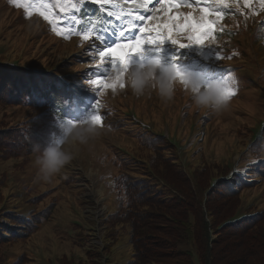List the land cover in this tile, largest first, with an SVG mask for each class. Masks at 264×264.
Masks as SVG:
<instances>
[{
    "label": "trees",
    "instance_id": "16d2710c",
    "mask_svg": "<svg viewBox=\"0 0 264 264\" xmlns=\"http://www.w3.org/2000/svg\"><path fill=\"white\" fill-rule=\"evenodd\" d=\"M111 1L87 2L79 11H74L70 10L72 0H42L34 2L32 9L29 8L31 15L22 10L20 18L29 21L37 15L35 20L45 24L42 27L48 29L49 36L59 44L67 42L73 46L76 43L77 47L92 42L96 32L107 35L115 30L113 25L121 26V21L116 19V14L121 10L145 16L144 21L137 23L149 29L164 25L172 26L171 18H180L175 15L166 16L160 24H154L151 13L137 8H126L117 1ZM131 1L124 0L128 3ZM216 1L205 0L199 3V6L222 13L213 30L219 26H224L226 30H230L231 27L238 44L243 42L241 50L237 48L238 44L234 45V48L229 47L225 38L221 41L223 51L217 54L220 58L217 63L209 66L208 63L212 62H209L206 53L212 49L208 47L209 37H206L203 47L179 48L170 41L156 46L145 45L144 59L159 57L164 64L175 63L183 73L205 82H209V76L205 73L209 74L213 70L217 74L216 81L231 76L238 88V82L242 81L256 85L253 84L257 81L256 76L259 72H264V69L259 67L261 61H264V15L259 14L262 10L261 3L260 7L253 11L247 4L244 7L240 6L242 0H227V4L230 5L228 7H219L213 3ZM0 2L3 3V0ZM177 2L180 5L189 3L188 0ZM173 9L175 8L168 7L169 12L174 11ZM109 12L113 15H108ZM7 15L10 16L11 13ZM46 15L48 19H45ZM73 16L80 22L76 23ZM259 19L262 20L258 21ZM180 20H174L175 24ZM258 27L260 29H256ZM89 29L93 30V38L85 40L81 33ZM160 34H163L161 30ZM137 35L150 39L157 33L140 34L137 29L129 33V38H135ZM174 38L177 39V36ZM179 42L192 43L185 38ZM98 51L94 45L85 49L88 55L94 56L100 62ZM6 58L7 55H0V62ZM106 59L111 60L110 57ZM140 59L141 56L138 55L130 57L133 63L139 62ZM44 60H46L44 63H35L34 67L36 69L48 67L49 70L54 68L52 66L55 64ZM103 69L108 70L105 72L107 75L99 78L106 82L111 78L114 80L111 63L104 64ZM227 69L231 72H226ZM58 72L70 71L67 66L61 65L56 70V73ZM97 72L98 69H88L71 77L85 82L89 89L95 91L93 99L87 101L86 106H82L83 113L77 115L75 105L79 103L75 101L78 97L75 94L77 92L75 86L70 90L67 86L59 88L52 84L47 91L40 90L36 98L31 88L39 85L36 73H30L29 81L26 78L27 73L18 75L10 66H0V264L102 263L100 252L90 248H86L85 258L64 255L48 263H41L34 261L26 253L20 254L18 252L20 247L14 251V256L18 255L16 261L10 262L13 255L10 248L17 244L29 245L37 238L53 218L63 197L62 189L65 186L62 179L58 186H54L52 181L43 182L38 177L37 169L33 168L36 156L34 149L39 147L43 150L54 139L62 136L56 133L57 127L50 128L51 125L56 124L58 119L63 122L66 120L80 122L90 118L91 114L101 116L103 124L107 116L115 114L111 110L113 108L111 102H116L109 98L106 87L103 84L90 83L91 80L98 78ZM117 83L124 84L123 78ZM177 90L185 92L182 86H178ZM190 106L191 103L188 102L187 107ZM97 109L100 110L96 111ZM197 111L202 114L204 121L209 119L207 116L214 115L222 123L219 116L213 112H203L194 108V112ZM262 113L264 114V110L259 114ZM139 130L137 140L134 142L136 148L132 153L135 159L147 162L156 176L154 175V179L151 175H148L149 178L135 177L128 172L130 162L115 158V164H119L118 168L112 163L118 170L112 177L116 203L109 208L105 218L107 225L105 250L111 252L123 235L129 233L133 248V261L129 264H264V208L253 214L238 215L242 206L240 195L252 190L256 183L264 180V129L262 134L252 138L246 154L242 155L239 167H235L232 159L222 162L208 158H202L194 165L191 161L189 163L191 175L185 174L182 167H178L179 174L185 180L186 189L177 186V179L167 177L170 170L176 166L175 162H178L176 148L170 146L164 138L147 133V129L143 127ZM166 153H171L174 157H169L171 159L165 161ZM113 156L114 153L110 151L107 157L113 160ZM103 179H106L104 175ZM212 179L217 181L214 187ZM156 181L164 186H154ZM165 184L168 187H165ZM213 198L219 202L218 205L211 203ZM79 234L83 236L82 232ZM86 236L85 234L77 240L80 243L78 246L85 247L88 241Z\"/></svg>",
    "mask_w": 264,
    "mask_h": 264
},
{
    "label": "rangeland",
    "instance_id": "374dc122",
    "mask_svg": "<svg viewBox=\"0 0 264 264\" xmlns=\"http://www.w3.org/2000/svg\"><path fill=\"white\" fill-rule=\"evenodd\" d=\"M41 1L3 0V3L0 2V55H7V58L0 62V66H10L18 75L27 73L26 78L29 81H31L30 73H36L39 85L36 88L31 86L36 98H38L40 90L47 91L52 84L59 88L67 86L70 90L72 86H75L77 89L75 94L78 95L75 101L79 103L75 105V111L77 115H80L83 113L82 106H86L87 101L93 99L95 91L89 89L85 82L71 79V77L82 74L88 69L103 70L104 64L85 52V49L91 48L93 45L98 49L103 46L95 39H92V42L83 43L79 47L76 43L73 46L67 42L59 44L49 36L48 29L42 27L45 24L40 20H35L37 15L29 21L20 18L22 10H26L31 15L29 8L32 9L34 2ZM112 1H117L126 8L149 11L154 18V24H160L166 16L184 17L190 15L199 18L202 15L200 10L202 7L199 6V3L205 0H188L189 3L182 4L171 12L167 5L157 2V0H132L130 3L124 2V0ZM213 3L219 7H225L217 1ZM138 4L140 7H137ZM246 4L254 11L260 7V0H248V3L242 0L240 6L244 7ZM8 13L11 15H7ZM259 14L264 15V7ZM260 20L262 19L258 21ZM183 22L181 19L179 23ZM172 23L174 26L173 19ZM240 27L238 26V28ZM37 29H41V31L38 32ZM256 29H260V27ZM160 30L162 35H168L163 26H160ZM243 33H245V29ZM262 33L261 31V35ZM188 35L190 33L181 32L175 36L181 40L188 39ZM225 38L229 47L234 48V45L238 44L231 27L230 30H226L224 26L214 28L208 39V47L212 50L206 53L207 59L212 62L208 63L209 66L217 63V54H221L223 51L221 41ZM242 44V41L238 44L239 50L242 49ZM44 59H47L50 64H55L52 66L54 68L49 70L48 67L41 69L34 67L35 63H44L46 61ZM89 63H94V65L90 66ZM61 65L67 66L70 72L56 73ZM207 67L206 65L205 68ZM214 67L216 66L214 65ZM259 67L264 69V61H261ZM194 72L193 68L192 73ZM226 72H231V70L227 69ZM102 75L105 76L107 73H102ZM205 75L209 76V82L216 81L215 71L211 70L209 74L205 73ZM256 80L253 83L256 85L242 81V83L238 82L239 88L236 85L233 86L235 95L229 109L221 114H216L222 123L214 115L207 116L209 119L204 121L202 114L198 113L199 111L194 112V107L186 91L182 93L176 90L174 98L171 101H165L161 100L154 92L142 97H135L127 87H119L121 83H117L115 89L106 87L107 95L109 94V98L116 102H111L113 107L111 110L115 114L107 116L103 124L101 122L102 135L89 145L81 146L76 158L53 178L54 186L60 185L61 179L65 186L62 189L63 197L58 209L46 228L29 245L17 244L12 249L10 248L13 252L10 262L13 263L18 258V255L14 256V251L19 247L20 254L26 253L34 261L41 263H48L50 260L64 255H74L78 259L85 258L86 248L100 252L101 264H129L132 262L133 248L129 233L123 235L111 252L105 250L104 238L107 233L105 218L109 208L116 203L115 192L112 190L114 185L112 177L118 173L112 164H115V158L118 157V159L131 163L127 167L131 175L143 178H149L148 175H151L154 179L155 173L151 166L145 161L135 159L132 153L136 148L134 142L139 135V129L143 127L147 129V133L164 138L170 143V146L173 145L176 148L178 162H175L176 166L170 170L167 177L172 180L177 179L178 187L186 189L185 180L179 174L180 170L178 169L180 168L178 167H182L185 174L191 175L189 169L191 161L194 165L202 158L222 160V162L232 159L236 164L235 167H239L242 155L246 154L252 143V138L258 136L257 134H262L264 129V114H259L264 110V72H259ZM112 81L113 78L108 79V82ZM188 102L191 103L189 108L187 107ZM62 122L58 119V125L57 123L53 124L50 128L57 127L56 133L62 134L60 127ZM250 125L252 126L249 127ZM237 131L239 133H236ZM110 151L114 153L113 160L107 157ZM169 157L173 158L174 156L171 153H166L165 161L171 159ZM115 165L119 168V164ZM2 167L4 168L5 165ZM33 168L37 169L35 166ZM102 175L106 179L102 180ZM216 182L212 179L213 187ZM160 185L164 186L158 181L154 183L156 187ZM166 185L165 187H168ZM100 189L103 190V195L98 193ZM240 197L242 206L238 215L259 212L264 208V180L256 183L252 190L244 192ZM211 203L219 204L214 198ZM81 232L83 236L79 234ZM85 234L88 239L85 247L78 246L77 244L80 243L77 240L84 237ZM71 236H73V240H71Z\"/></svg>",
    "mask_w": 264,
    "mask_h": 264
},
{
    "label": "clouds",
    "instance_id": "9594fccd",
    "mask_svg": "<svg viewBox=\"0 0 264 264\" xmlns=\"http://www.w3.org/2000/svg\"><path fill=\"white\" fill-rule=\"evenodd\" d=\"M122 78L124 85L135 97L154 92L161 100L171 101L177 87L182 86L194 108L215 114L227 111L235 95L233 86L236 81L231 76L222 81L205 82L183 73L175 63L164 64L159 57L144 59V54L139 62L128 61ZM60 127L61 137L54 139L43 150L39 147L34 149V166L43 182H51L76 158L81 146L89 145L103 133V129L90 118L80 122L66 120Z\"/></svg>",
    "mask_w": 264,
    "mask_h": 264
},
{
    "label": "snow or ice",
    "instance_id": "6c2138e0",
    "mask_svg": "<svg viewBox=\"0 0 264 264\" xmlns=\"http://www.w3.org/2000/svg\"><path fill=\"white\" fill-rule=\"evenodd\" d=\"M100 3L101 0H72L71 9L74 11H79L80 7L87 3ZM157 2L167 5L169 8H177L180 4L177 0H157ZM218 3L223 4L225 7H228L227 0H217ZM245 3H248V0H245ZM261 6L264 7V0H260ZM137 7H140L138 4ZM202 15L199 18L193 16H184L180 18H171L174 20L182 19L183 23H177L174 26L170 27L169 25H164V30L169 33L168 35L160 34V26H157L155 29H149L144 26H141L138 21H144L146 19L143 15H133L131 11L125 13L123 10L116 14V19L121 21V26L113 25L114 31L108 33L107 35L96 32L94 35L95 41H98L103 47L98 51L101 64L111 63L112 72H114V80L112 82H106L99 77L103 76L101 73H105L108 70H98L97 79L91 80L90 83L93 84H103L104 87L116 88L117 82L123 77L124 70L127 68V63L130 60V57L134 55L141 56L143 54L145 45H162L165 41H170L172 44L177 45L179 48H185L190 46L203 47L204 39L210 37L213 26L221 18L222 13L219 11H212L209 7L201 8ZM108 15H113L112 12H109ZM127 16L128 19L123 17ZM215 16L216 19H210V17ZM49 17L46 15L45 19ZM73 20L76 23L80 21L73 16ZM140 34L146 32H156L157 35L152 38H144L141 35L135 36V38H129V33L137 30ZM175 29V31H174ZM181 32H188V40L192 43H180L178 39L174 38L175 35H178ZM93 30L89 29L81 33L82 38L89 40L93 38ZM114 41V42H113ZM110 57L111 60L106 58ZM218 59L220 57H217ZM178 75H180L178 73ZM119 87H124V84H119ZM90 119L93 123L101 125L102 117L99 115L91 114Z\"/></svg>",
    "mask_w": 264,
    "mask_h": 264
},
{
    "label": "bare ground",
    "instance_id": "6f19581e",
    "mask_svg": "<svg viewBox=\"0 0 264 264\" xmlns=\"http://www.w3.org/2000/svg\"><path fill=\"white\" fill-rule=\"evenodd\" d=\"M102 192H103V190H102V189H100L98 193H102Z\"/></svg>",
    "mask_w": 264,
    "mask_h": 264
}]
</instances>
